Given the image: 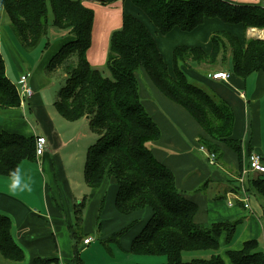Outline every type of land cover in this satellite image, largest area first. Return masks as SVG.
Returning <instances> with one entry per match:
<instances>
[{"label": "trees", "instance_id": "16d2710c", "mask_svg": "<svg viewBox=\"0 0 264 264\" xmlns=\"http://www.w3.org/2000/svg\"><path fill=\"white\" fill-rule=\"evenodd\" d=\"M130 1L161 34L174 27L190 31L205 18L212 17L225 23H241L245 28H264L263 5L234 4L227 0ZM1 9L8 14L10 29L25 49H35L50 27L62 29L71 37L49 59L44 73L48 77L56 70L63 73V83L54 101L58 113L69 121L86 117L96 135L84 157L83 178L87 186L96 188L104 178H112L117 186L114 205L120 214L150 210L149 217L132 238L129 252L163 256L165 261L161 264H264V252L255 238L243 241L239 249L227 250L228 263L220 255L219 236L225 232V243L230 244L238 220L210 226L194 221L196 203L180 192L173 173L149 148V143L159 137L160 130L139 99L135 75L142 69L167 98L182 106L198 122L204 131L198 142L207 152L214 153L216 159L222 155L221 146L231 149L237 157L240 173L242 144L231 137L233 113L230 106L190 83L179 63L186 66L194 63L199 67L201 63L215 64L220 53L219 61L224 62L229 52L232 70L237 76L245 77L256 71L264 73V39L245 37L241 42L229 32L218 31L210 36V53L196 46H176L170 74L152 34L139 18L124 13L121 27L110 34L106 57L108 75H105L93 68L86 58L93 11L83 0H0ZM47 44L45 42L43 48ZM19 105L20 98L5 74L0 55V107ZM35 139L0 132V175H15L22 160H35ZM249 185L253 189L251 194L264 201V173L256 172V176L249 179ZM75 242L78 243V239ZM193 251H211L212 254L207 258H182L183 252ZM0 254L13 261L24 258L23 250L12 238L9 217L1 213ZM74 255L77 256V247H74ZM43 260L41 262L45 263ZM33 264L40 261L34 259Z\"/></svg>", "mask_w": 264, "mask_h": 264}, {"label": "crops", "instance_id": "0c3cea01", "mask_svg": "<svg viewBox=\"0 0 264 264\" xmlns=\"http://www.w3.org/2000/svg\"><path fill=\"white\" fill-rule=\"evenodd\" d=\"M227 1L234 4L264 6V1L261 0ZM83 3L93 11L91 42L86 51V58L93 68L105 75H108L106 57L110 34L121 27L124 13L139 18L152 34L170 74L172 52L176 46H196L210 53L212 50L210 36L214 32H229L241 42L246 37V30L241 23H225L216 17L205 18L190 31L174 27L161 34L130 0L110 2L83 0ZM6 28L10 29V19L6 11L1 9L0 55L4 61L5 74L17 86L18 76L29 73L33 93L23 99L17 107H0V132L35 138L42 136L46 138V145L45 153L35 160H22L15 175H0V213L9 217L12 238L24 252L21 261L6 259L0 254V264H33L34 259L40 261V264H96L94 260H89V255L95 253H87L92 243L95 240L99 243L107 239L115 240L116 238L112 236L109 238L110 234L115 235L122 227L118 225L109 231L101 227L97 229L98 219L102 217L100 221L103 222V219L109 217L107 215L105 218V208L110 213V219L118 218L119 221L124 219L125 215L116 210L115 195L110 194L114 189L116 193L117 188L112 178H104L99 187L89 188L86 184L85 190L76 191H73L74 184L69 180L71 166L69 157L79 151L86 153L91 139L96 138V135L90 129L86 117L70 122L58 113L54 106L57 93L52 101L48 89L50 78L44 73V67L59 47L71 37L62 29L50 27L53 29L48 30V40L50 41L51 31L57 39L53 44L47 42L44 52L34 59L17 48L19 46ZM55 49L57 50L53 53ZM46 51L48 52L45 54ZM179 67L190 83L211 97L218 96L230 106L233 113L231 137L241 141L242 165L249 152L259 154L264 165V73L256 71L245 77L237 76L232 70L229 52L225 61L218 62L214 67L207 65L199 67L192 63L188 66L179 63ZM220 71L226 72L228 77L225 79L211 77L212 73ZM141 73L142 82L138 80L137 73L135 74L139 99L160 130L159 137L149 143V148L155 158L173 173L180 192L196 203L194 221L203 226H210L217 222L238 220L236 228L239 227L243 223L241 219L246 218V212L249 211L251 214L253 211L250 204L251 194L246 196L243 192L234 193L232 190L229 191L228 184H224L225 180H231V175L238 170L235 153L225 145L221 146L222 155L216 159L214 165H210L206 155L198 150L200 144L198 139L204 136L201 126L182 106L167 98L143 70ZM61 75L63 79V73ZM28 113L34 117L30 118ZM246 197L248 200L245 202ZM144 211L148 213L146 216L148 218L150 215L148 208L126 216H132L130 223L138 222L139 215ZM110 219L108 218L107 224ZM250 220L249 217L245 220L247 225L241 233H237L235 228L230 244L225 243V232L219 236V253L226 263L227 250L239 249L247 239H259L250 228ZM78 221L81 224L80 239L83 241L85 238H91L89 243L78 244L67 234L68 228ZM97 230L102 233H98ZM71 235L76 236L74 232ZM129 237L131 235L124 245L128 252L134 236L132 235L130 240ZM74 247H77V256L74 255ZM116 251L119 255L120 252ZM129 253L127 262L117 264H149L157 260H160L158 264H161L165 261L163 256L157 258ZM135 258H138L139 262H133Z\"/></svg>", "mask_w": 264, "mask_h": 264}, {"label": "rangeland", "instance_id": "374dc122", "mask_svg": "<svg viewBox=\"0 0 264 264\" xmlns=\"http://www.w3.org/2000/svg\"><path fill=\"white\" fill-rule=\"evenodd\" d=\"M51 29H53V28H50L49 31ZM244 29L246 30V31L244 30L246 32L245 33L246 38H249V37L257 38V37H259V38L264 39V28H257L256 29V27H248V28L244 27ZM7 31L9 32V34L11 35L12 38L14 37L17 45L19 46V47H17V46L16 47L23 54H25L27 56H31L34 59L40 53L44 52V50L46 49L47 46L43 48V46H44L43 44L45 42H48V43L50 42L51 44H53L56 41V39H57V36L54 34L53 31H51V32H49L50 41L48 40V34H47V36L42 40L40 45H38L35 49L28 50V49H25L24 47L20 46V44L16 40L15 36L13 35V32H12L11 29H7ZM56 50L57 49H55L52 52L54 53ZM47 52L48 51H46L45 54ZM53 53H51V54H53ZM23 54H22V56H23ZM217 58H218V62L222 63V62L219 61L220 58H221V53H220V55L217 56ZM192 64H194V63H192ZM216 64L217 63H215V64L214 63L213 64L201 63L200 65H207V66H210V67H214ZM4 71H5V68H4ZM141 71L142 70L140 69L137 72H135V73H137V76H139L138 80H140V81H141V77H142ZM61 74L62 73L59 70H56L54 72V75L52 77H49L50 78V83H49V88L48 89L50 91L51 98H53L52 101L55 99V96H56L55 94L58 92V89L60 88V86L63 83L62 82V78H61L62 77ZM20 76H21V74L18 76L17 82H18V79L20 78ZM28 81H30V76H29ZM29 85H30V83H29ZM215 98L217 99L219 97L216 96ZM22 100L20 99V104H21ZM28 116H30L29 113H28ZM33 117H34L33 115L30 116V118H33ZM62 121L66 122V120H62ZM72 134H74V131H73ZM91 140L92 141H91V143H89V145L94 142L95 138H92ZM43 153H45V148H44ZM43 153H42V155H43ZM62 157H63V155H62ZM84 157H85V151H79L76 154L74 153L72 156L69 157L70 158V162H71V166L69 167V172H70L69 180L75 185V186L74 185L72 186L73 191L85 190V188H87L86 183L83 180V161H84ZM65 158H67V157H64V159ZM214 164H210V165H214ZM241 167L242 168L240 170V173H238V170H237L236 173H233L231 175V177H230L231 180H227L226 179L225 180L226 183H224V184H228L229 191L232 190L234 193H240V192L242 193L243 192L244 195L247 196L248 194L253 193L252 192L253 191L252 186L249 185V179L255 177L256 176V172H253V171L250 170L248 162H247V159L244 162V164L241 165ZM75 182H77V183H75ZM232 182H235V183H232ZM233 184H235V186H233ZM113 193L115 195V189L110 191L111 195H113ZM250 204H251V210L253 212H251V214H250L249 211L246 212V214H245L246 218H242L241 219L243 223L239 227L236 228V231H237V233H241L242 229H245V227L247 225V223H246L247 221L245 222V220L248 217L251 218L250 224H249L250 228L252 229L253 233L257 234V238H259V239H256V240L259 242L260 249L264 252V201L261 198H259L258 196H256L255 194H251ZM247 210H248V208H247ZM105 215H106L105 218H107V215H109L108 218L110 219V213H109L107 208H105ZM123 215H125L124 219L122 218L121 220L118 221V218H112V219H110V222L108 224H107L108 218L107 219H103V222L100 221V219L102 217H100L98 219L99 224H97V229H99L101 227L103 230L105 229V230L109 231L110 229H112V228H114V227H116L118 225L119 226L122 225V227L119 229L118 232H116L115 235L110 234L109 238L114 237V238H116L115 240L107 239V240L101 241L100 243L97 240H95L92 243V246L90 247V250L87 252V253L93 252V253H95V255H89V258H90L89 260H94V263H96V264H117L118 262H122V261L127 262L129 260L128 259V255H130V253L127 251V249L124 248V245H126L125 241H126V239L128 240V236L129 235H131V237H132V235L133 236L135 235L136 231L139 230L141 224L146 220V218H147L146 216L148 215V213L144 211L143 214L139 215L140 216L139 221L131 223L132 225L129 226L127 229L123 228V226L125 227L128 223L131 222L132 216H129V217L126 216L128 214H123ZM76 226H77V228H76ZM97 231H98V233L99 232L102 233L99 230H97ZM72 232H74L76 234V236H72L71 235ZM67 234L69 235V237L71 238L72 241H75L76 239H79L78 240V244H81L83 241H82V239H80V238H82V237H80L82 235L80 221H78L77 224L75 223L72 227L68 228ZM131 237H129V240H130ZM101 244H103L102 247H101ZM109 248H112V249L110 250ZM116 250H118L120 252L119 255L116 254V252H117ZM211 254H212L211 251L183 252L182 253V258L184 260H189L191 258H197V257H205V258H207ZM82 257L84 259V256H82ZM148 257H150V256H148ZM152 257H157L158 258V257H161V256H152ZM133 262H139L138 258H135V260H133ZM141 262H143V260ZM159 262H160V260H157V261H152L149 264H158Z\"/></svg>", "mask_w": 264, "mask_h": 264}, {"label": "built area", "instance_id": "2783aa9c", "mask_svg": "<svg viewBox=\"0 0 264 264\" xmlns=\"http://www.w3.org/2000/svg\"><path fill=\"white\" fill-rule=\"evenodd\" d=\"M264 1V0H261ZM211 77L214 79H225L228 77V74L226 72H216L212 73ZM29 73H23L21 74L20 78L18 79L17 86H15L16 91L20 97V99H24L26 97H29L32 95L33 90L29 85ZM46 144V139L42 136H38L35 139V155L36 157L42 155L44 148ZM198 150L203 152L206 155V159L208 163L214 164L216 161V155L212 152H207L203 145L199 144ZM247 162L249 165V168L253 172L258 173H264V165L261 160V156L257 153H250L247 157ZM248 198L246 197L244 201L246 202ZM91 238H85L83 242L89 243Z\"/></svg>", "mask_w": 264, "mask_h": 264}, {"label": "bare ground", "instance_id": "6f19581e", "mask_svg": "<svg viewBox=\"0 0 264 264\" xmlns=\"http://www.w3.org/2000/svg\"><path fill=\"white\" fill-rule=\"evenodd\" d=\"M228 201V200H227Z\"/></svg>", "mask_w": 264, "mask_h": 264}]
</instances>
